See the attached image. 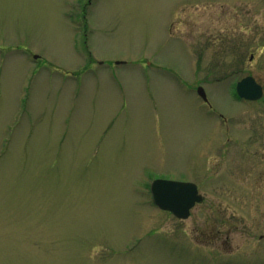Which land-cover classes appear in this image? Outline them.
Segmentation results:
<instances>
[{
  "label": "rangeland",
  "instance_id": "1",
  "mask_svg": "<svg viewBox=\"0 0 264 264\" xmlns=\"http://www.w3.org/2000/svg\"><path fill=\"white\" fill-rule=\"evenodd\" d=\"M0 264H264V0H0Z\"/></svg>",
  "mask_w": 264,
  "mask_h": 264
},
{
  "label": "water",
  "instance_id": "2",
  "mask_svg": "<svg viewBox=\"0 0 264 264\" xmlns=\"http://www.w3.org/2000/svg\"><path fill=\"white\" fill-rule=\"evenodd\" d=\"M198 95L207 101V96L202 86L196 89ZM235 92L238 97L247 100H257L263 94L262 86L247 75L235 84ZM150 192L153 203L161 210L169 211L180 219H186L190 209L202 200L196 184L189 181H176L156 178L150 184Z\"/></svg>",
  "mask_w": 264,
  "mask_h": 264
},
{
  "label": "flooded vegetation",
  "instance_id": "3",
  "mask_svg": "<svg viewBox=\"0 0 264 264\" xmlns=\"http://www.w3.org/2000/svg\"><path fill=\"white\" fill-rule=\"evenodd\" d=\"M204 101V100H203ZM205 102V101H204ZM208 104V102H206Z\"/></svg>",
  "mask_w": 264,
  "mask_h": 264
}]
</instances>
